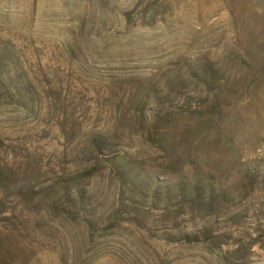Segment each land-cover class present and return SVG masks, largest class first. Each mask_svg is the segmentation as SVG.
<instances>
[{"label": "rangeland", "instance_id": "obj_1", "mask_svg": "<svg viewBox=\"0 0 264 264\" xmlns=\"http://www.w3.org/2000/svg\"><path fill=\"white\" fill-rule=\"evenodd\" d=\"M0 264H264V0H0Z\"/></svg>", "mask_w": 264, "mask_h": 264}, {"label": "trees", "instance_id": "obj_2", "mask_svg": "<svg viewBox=\"0 0 264 264\" xmlns=\"http://www.w3.org/2000/svg\"><path fill=\"white\" fill-rule=\"evenodd\" d=\"M113 159V157L110 159V161Z\"/></svg>", "mask_w": 264, "mask_h": 264}]
</instances>
